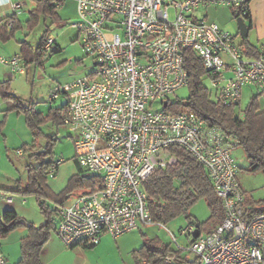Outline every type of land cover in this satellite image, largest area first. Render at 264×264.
I'll return each instance as SVG.
<instances>
[{
  "label": "built area",
  "instance_id": "2783aa9c",
  "mask_svg": "<svg viewBox=\"0 0 264 264\" xmlns=\"http://www.w3.org/2000/svg\"><path fill=\"white\" fill-rule=\"evenodd\" d=\"M65 1H56L57 11ZM73 1L77 20L71 26L96 69L88 77L54 85L49 101L67 98L62 119L73 134L75 161L100 185L59 207L61 243L70 249L98 246L104 235L116 239L141 226L165 228L151 215L144 183L156 171L175 166L178 161L170 148L180 147L203 166L224 210L222 223L211 233L195 238V225L181 229L189 238L186 250L198 264H264V214H246L233 155L238 138L209 126L195 113L167 110L169 97L189 86L187 51L202 61L222 105L240 106L247 86H255L264 97V44L257 56H249L230 32L209 20V11L220 8L244 17L250 14L251 0ZM0 4L10 6L11 17L24 13L19 0ZM55 43L50 36L45 51L52 52ZM0 63L11 76L27 73L21 54L1 58ZM63 161L53 163L48 178L56 176ZM15 200L14 194L0 191V202ZM165 263L175 264V256H166ZM0 264H9L1 247Z\"/></svg>",
  "mask_w": 264,
  "mask_h": 264
},
{
  "label": "rangeland",
  "instance_id": "374dc122",
  "mask_svg": "<svg viewBox=\"0 0 264 264\" xmlns=\"http://www.w3.org/2000/svg\"><path fill=\"white\" fill-rule=\"evenodd\" d=\"M20 1L26 3L25 13L21 17L23 21H26L29 11L34 8V1ZM76 12V2L66 0L58 10V15L61 17L58 20L51 18L46 21L41 20L40 24L32 29L24 24L23 29L18 30L11 40L3 41L0 39V59H10L20 55V43L25 40L35 50L45 27H49L50 36L56 40L53 52H48L42 59L41 64L34 62L30 65L26 75L13 76L11 81L7 79L11 84V92L21 100L22 107L29 108L32 106L37 112H41L47 117L51 107L57 109L67 103V98L62 96L50 104L49 99L54 85L63 86L94 73L96 69L94 66L95 61L84 51L78 30L71 26V23L77 20ZM201 15L200 13L199 16ZM209 20L216 22L224 30L230 32L237 43H243V39L239 35L234 11L220 8L211 12ZM259 37V31L252 29L248 41L259 48L264 43V40ZM0 70L3 71V77L8 72L1 63ZM201 80L211 94L213 88L210 78L203 75ZM189 94V88L184 87L170 96L169 100L172 103L179 100L186 101ZM211 97L212 100L216 101L214 91ZM253 98H257L260 108L264 110V97L260 96L255 86H247L243 89L242 100L237 108L239 115H243L242 113ZM12 105V102L4 100L0 96V122L6 121L7 123L5 130L2 133L0 132V187L7 188L16 185L20 179L23 183L26 182V162L29 154L26 153L23 156L18 150L22 152V147L27 144L32 149L41 151L46 145L47 136L56 135L54 161L63 159L60 169L66 172L58 173L57 170L56 176L48 178V182L53 193L58 194L67 187L70 178L76 173L74 162L76 149L73 134L63 125L57 126L54 122H47L41 126V133L36 135L29 128L25 113L21 109L13 108ZM155 107L160 109L161 105L157 104ZM233 155L240 168L238 180L241 187L250 201L256 204L263 203L264 173H252L249 170L248 160L241 147L236 148ZM14 196L16 200L13 204L0 202V213L12 209L17 211L26 221L33 222L36 226L45 222L46 218L35 196H21L19 194ZM77 196L78 193H75L64 205H71ZM22 199H26V203L23 204ZM48 204L53 207L52 209H56V203L51 199H48ZM57 207L59 209L60 206ZM188 214L193 217L195 223L204 224L209 220L211 210L208 203L204 199H200L190 208ZM188 225L189 221L186 215L182 214L167 222L165 228L157 225L141 226L140 230L127 233L116 239L107 235L98 246H81L73 249L65 247L53 232L49 242L50 251L46 253V256H43V262L46 264H136L133 251L142 248L145 242L144 239L156 240L160 244L169 247L171 251H181L182 257L195 260V255L186 250L189 246V238L181 235V229L186 228ZM172 235L177 238L178 245L175 244ZM18 237V234L13 232L7 237H0L2 251L4 254L9 255L10 264H17V260L21 255V242ZM179 247L183 250H179ZM45 259L47 260L45 261Z\"/></svg>",
  "mask_w": 264,
  "mask_h": 264
},
{
  "label": "trees",
  "instance_id": "16d2710c",
  "mask_svg": "<svg viewBox=\"0 0 264 264\" xmlns=\"http://www.w3.org/2000/svg\"><path fill=\"white\" fill-rule=\"evenodd\" d=\"M33 1L35 7L29 11L28 19L25 22L21 21L19 17L13 16L5 20V25L0 26L1 40H11L18 30L23 29L24 24L32 29L38 26L41 20L59 19L55 8L57 0ZM234 13L236 18L241 17L235 11ZM241 18L249 23L251 31V14ZM11 20L13 25L9 27L8 24ZM49 32V27H45L35 50L26 40L20 43V54L27 64V69L34 62L42 63V59L47 54L45 45L50 37ZM241 46L248 50L249 56L258 55V48L249 43L248 38L243 39ZM185 69L189 77V97L186 101L170 102L167 110L174 113H195L209 126L222 128L230 135H234L238 138L239 147L246 155L249 170L252 173H264V110L260 108L257 98H253L242 113L243 115H239L237 113L238 106L226 107L220 102L212 100V93H209L201 80L204 75L202 61L192 51H187L185 54ZM10 88L9 81L0 82V96L4 100L12 102L13 108L21 109L25 113L26 122L34 134L41 133V126L47 122H54L57 126L63 125L62 113L66 109V104L57 109L51 107L49 115L46 117L32 106L22 107L21 100L11 92ZM5 123L6 121L0 124V132ZM56 142V135H49L46 145L41 151H36L27 144L24 145L22 147L23 156L26 153L29 154L26 162L27 181L23 183L19 180L13 188L8 190L14 195L35 196L46 218L45 222L36 226L12 209L0 213L1 238L7 237L19 228L27 230L26 237L21 240V258L17 264H43L42 252L52 233L56 231L59 218L57 206H63L75 193L79 195L100 185L98 179L88 175L78 166V174L70 178L67 187L58 194L53 193L48 185L47 172L55 162L54 147ZM170 151L178 163L175 166L156 171L144 183L151 215L154 221L166 224L184 214L189 224L198 227L201 235L211 233L224 219L222 202L217 197L205 169L193 155L180 147H171ZM244 195V207L248 217L264 214V202L256 204L250 201L245 191ZM48 199L56 203V209H52L53 207L48 204ZM200 199H204L211 210V216L204 224L195 223L193 217L188 214L190 208ZM144 241L142 248L133 251L136 264H166L165 257L169 255L175 256V264H198L189 257H182L181 251H171L169 247L156 240L144 239Z\"/></svg>",
  "mask_w": 264,
  "mask_h": 264
},
{
  "label": "crops",
  "instance_id": "0c3cea01",
  "mask_svg": "<svg viewBox=\"0 0 264 264\" xmlns=\"http://www.w3.org/2000/svg\"><path fill=\"white\" fill-rule=\"evenodd\" d=\"M20 1V0H19ZM24 3V2H23ZM26 6V3H24V7ZM33 6L35 7V3H33ZM34 9V8H33ZM226 9V8H225ZM32 10V9H31ZM218 9H212V10H210L209 12H210V15H211V12L212 11H217ZM24 13H25V11H24ZM24 13L19 17V19L21 20V21H23V19L21 18L23 15H24ZM57 13H58V11H57ZM250 14H251V19H250V23H251V26H252V29H254V30H257V31H259V38L261 39V40H264V0H251L250 1ZM11 15H12V10H11V8H10V6L9 5H7V4H4V5H2V4H0V26H3V25H5V20L7 19V18H10L11 17ZM59 16V15H58ZM59 18H61L60 16H59ZM210 18V17H209ZM23 22H25V21H23ZM248 25H249V23H247ZM251 29V30H252ZM264 44V43H263ZM258 48V47H257ZM6 67V66H5ZM30 68V67H29ZM6 69L8 70V72H4L5 73V75H4V77H3V71L1 72V70H0V76H1V78H0V82H6V81H8L7 79H9L10 81H11V78L13 77V76H11V73H10V69L9 68H7L6 67ZM28 70L29 69H27V73H28ZM26 73V74H27ZM25 74V75H26ZM6 76V77H5ZM17 76V75H16ZM39 113H41V112H39ZM42 115H43V113H41ZM2 122H0V124H1ZM6 124L7 123H5V125H4V128L2 129V131H4L5 130V126H6ZM2 131H1V133H2ZM74 162H75V167H76V173L73 175V176H75V175H77L78 174V172H79V169H78V165H77V163H76V161H75V159H74ZM27 171V170H26ZM62 172H66L65 170H63V169H60V166H59V168H58V173H62ZM72 176V177H73ZM60 177V176H59ZM58 177V178H59ZM21 180V179H20ZM22 181V180H21ZM26 181H27V179H26ZM23 182V181H22ZM48 185H49V187H50V189H51V185H50V183L48 182ZM15 185H13V186H9V187H7V188H3V187H0V191H3V192H6V191H8V190H10L11 188H13ZM52 190V189H51ZM61 192V191H60ZM59 192V193H60ZM7 193H9V192H7ZM12 194V193H11ZM23 201H25V203H26V199H22L21 200V202L23 203ZM24 204V203H23ZM17 212V211H16ZM18 213V212H17ZM33 223V222H32ZM58 224H59V218H58V221H57V224H56V231L54 232L56 235H57V226H58ZM13 233H16V234H18V240H20V242H21V240L24 238V237H26V235H27V230L25 229V228H19V229H17V230H15V232L13 231ZM131 233V232H130ZM107 235H104L103 237H102V240H103V238L104 237H106ZM108 236H110V235H108ZM58 237V236H57ZM51 239V238H50ZM59 239V238H58ZM101 240V241H102ZM60 241V240H59ZM49 242H50V240H49ZM49 242L46 244V246L44 247V250H43V252H42V261H43V256L45 255H47L46 253H48L49 251H50V245H49ZM61 242V241H60ZM49 245V246H48ZM0 247H1V249H2V245L0 244ZM79 247H81V246H79ZM49 249V250H48ZM5 256L7 257V260H8V263L10 264V260H9V255L6 253L5 254ZM20 258H21V255H20V257H19V259L17 260V263H18V261L20 260ZM47 259H45V261H46ZM43 264H46V263H44L43 262Z\"/></svg>",
  "mask_w": 264,
  "mask_h": 264
},
{
  "label": "water",
  "instance_id": "95a60500",
  "mask_svg": "<svg viewBox=\"0 0 264 264\" xmlns=\"http://www.w3.org/2000/svg\"><path fill=\"white\" fill-rule=\"evenodd\" d=\"M237 25H238V29H239V35L242 39H246V38H249V34H250V29H249V26L248 24L246 23V21L243 19V18H237ZM164 106L166 107L167 106V102L164 103ZM197 227V226H196ZM194 236L195 238H198L199 237V230H198V227L197 229L195 230V233H194Z\"/></svg>",
  "mask_w": 264,
  "mask_h": 264
}]
</instances>
